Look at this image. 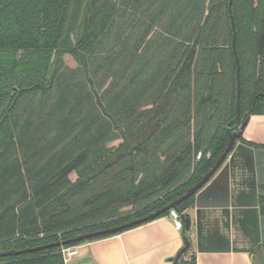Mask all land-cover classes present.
Instances as JSON below:
<instances>
[{
	"label": "trees",
	"instance_id": "obj_1",
	"mask_svg": "<svg viewBox=\"0 0 264 264\" xmlns=\"http://www.w3.org/2000/svg\"><path fill=\"white\" fill-rule=\"evenodd\" d=\"M229 1L0 0V251L143 217L212 169L240 126ZM233 14L248 123L264 114V0ZM239 141L263 171L264 144ZM182 232L174 264H197ZM86 241L0 264H66L63 248Z\"/></svg>",
	"mask_w": 264,
	"mask_h": 264
},
{
	"label": "crops",
	"instance_id": "obj_2",
	"mask_svg": "<svg viewBox=\"0 0 264 264\" xmlns=\"http://www.w3.org/2000/svg\"><path fill=\"white\" fill-rule=\"evenodd\" d=\"M244 139L264 144V114L252 115ZM264 173L256 149L239 141L186 211L197 264H264ZM169 214L121 233L80 243L66 264H174L184 246Z\"/></svg>",
	"mask_w": 264,
	"mask_h": 264
},
{
	"label": "water",
	"instance_id": "obj_3",
	"mask_svg": "<svg viewBox=\"0 0 264 264\" xmlns=\"http://www.w3.org/2000/svg\"><path fill=\"white\" fill-rule=\"evenodd\" d=\"M233 1H229V8H230V13H231V24H232V29H233V41H232V46H233V51L237 63V120L239 123V129L235 131H230L229 130V140H228V145L222 155L217 159L215 165L212 167V169L207 172L203 178L197 182L195 185L191 186L185 194H183L181 197L178 199L170 202L169 204L163 206L162 208H159L143 217L134 219L130 222L113 226L110 228L102 229V230H96V231H91V232H85L82 234H79L77 236H74L69 239H64V240H58V241H53L50 243L34 246V247H27V248H22V249H9V250H3L0 251V257H5V256H10V255H19L22 253H28V252H33L41 249H47L50 247H55V246H64L66 244L70 243H78L81 241H86L91 238L103 235V234H108V233H117L120 232L123 229L130 228L134 225L144 223L146 221L154 220L163 214H165L167 211H169L172 208H176L182 201L186 200L190 196L197 194V192L204 186L206 183L216 174V172L222 167V165L225 163L227 158L230 156L232 151L234 150L236 146V141L238 138H240L243 135L244 129L247 125L245 121H241L240 116H241V94H242V84H241V61L240 57L238 55V48H237V26H236V21H235V16L233 14ZM181 218L184 223L183 229L190 230L192 227V218L188 212L181 214Z\"/></svg>",
	"mask_w": 264,
	"mask_h": 264
},
{
	"label": "built area",
	"instance_id": "obj_4",
	"mask_svg": "<svg viewBox=\"0 0 264 264\" xmlns=\"http://www.w3.org/2000/svg\"><path fill=\"white\" fill-rule=\"evenodd\" d=\"M203 153L200 151L197 155V158L200 159L202 157ZM169 216H171L174 220L176 228L182 230L184 227L183 220L181 218V213L178 212L175 208L170 209L169 211ZM79 252L78 246H70V247H64L63 248V254H64V259L67 260L73 255H77Z\"/></svg>",
	"mask_w": 264,
	"mask_h": 264
},
{
	"label": "rangeland",
	"instance_id": "obj_5",
	"mask_svg": "<svg viewBox=\"0 0 264 264\" xmlns=\"http://www.w3.org/2000/svg\"><path fill=\"white\" fill-rule=\"evenodd\" d=\"M158 28V26H155V29H154V31L156 30ZM65 65L67 66V67H73V66H75L77 63H76V61H75V59L73 58V56L72 55H70V54H67V55H65ZM65 66V67H66ZM261 112V111H260ZM255 115H260V114H255ZM117 144L118 143V141H115V142H113L112 144ZM263 173H264V168H263ZM4 250V249H3ZM3 250H1V251H3Z\"/></svg>",
	"mask_w": 264,
	"mask_h": 264
}]
</instances>
